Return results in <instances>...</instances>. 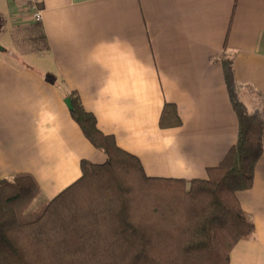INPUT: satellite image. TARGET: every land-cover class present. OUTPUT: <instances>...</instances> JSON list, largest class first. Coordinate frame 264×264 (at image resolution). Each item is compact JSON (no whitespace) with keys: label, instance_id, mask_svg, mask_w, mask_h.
I'll list each match as a JSON object with an SVG mask.
<instances>
[{"label":"crops","instance_id":"1","mask_svg":"<svg viewBox=\"0 0 264 264\" xmlns=\"http://www.w3.org/2000/svg\"><path fill=\"white\" fill-rule=\"evenodd\" d=\"M0 9V180L30 173L44 201L82 176V160L106 161L72 116V91L152 177L208 178L238 141L224 55L241 100L264 117V0H42L40 23L22 0ZM35 27L45 54H18ZM167 103L181 126L162 128ZM238 198L256 230L230 264H264V153Z\"/></svg>","mask_w":264,"mask_h":264},{"label":"trees","instance_id":"2","mask_svg":"<svg viewBox=\"0 0 264 264\" xmlns=\"http://www.w3.org/2000/svg\"><path fill=\"white\" fill-rule=\"evenodd\" d=\"M221 63L238 141L204 179L148 176L70 92L73 118L106 161L82 160V176L38 205L42 190L32 174L0 180V264H230L238 242L256 230L238 193L254 185L264 117L241 100L232 60L224 55ZM160 123L181 126L174 104Z\"/></svg>","mask_w":264,"mask_h":264},{"label":"rangeland","instance_id":"3","mask_svg":"<svg viewBox=\"0 0 264 264\" xmlns=\"http://www.w3.org/2000/svg\"><path fill=\"white\" fill-rule=\"evenodd\" d=\"M3 0H0V7H1V2ZM5 3H7V0H4ZM10 2V0H8ZM4 20V13L0 9V32L1 28L3 27V23H1ZM21 36L23 38L20 39L19 42L16 41V52L18 54H24L28 58L29 57H36L40 55H44L46 52V47H45V42L44 39L41 35V32L38 28H29L26 29V31L21 33ZM35 62V61H32ZM44 199L41 198L34 203V205H38L41 202H43Z\"/></svg>","mask_w":264,"mask_h":264},{"label":"built area","instance_id":"4","mask_svg":"<svg viewBox=\"0 0 264 264\" xmlns=\"http://www.w3.org/2000/svg\"><path fill=\"white\" fill-rule=\"evenodd\" d=\"M29 12L32 13L33 20L40 23L43 20L42 0H22Z\"/></svg>","mask_w":264,"mask_h":264},{"label":"water","instance_id":"5","mask_svg":"<svg viewBox=\"0 0 264 264\" xmlns=\"http://www.w3.org/2000/svg\"><path fill=\"white\" fill-rule=\"evenodd\" d=\"M67 103H68V105H69L70 109L72 110V109H73V107H72V102H71V99H68Z\"/></svg>","mask_w":264,"mask_h":264}]
</instances>
